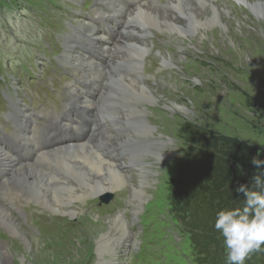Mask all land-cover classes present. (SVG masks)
Masks as SVG:
<instances>
[{
  "label": "rangeland",
  "instance_id": "374dc122",
  "mask_svg": "<svg viewBox=\"0 0 264 264\" xmlns=\"http://www.w3.org/2000/svg\"><path fill=\"white\" fill-rule=\"evenodd\" d=\"M97 4L96 0H78V3L73 0H0V140L4 144L12 130L9 128L15 125L10 114L14 105L17 111L20 107L28 113L21 131V136L26 137L30 114L52 113L60 104L55 102L64 100V87L71 89L67 83L84 89L82 74L61 63L58 57L78 24L93 16V7ZM102 17L96 22V32L106 31L105 40L112 45L122 21L116 14L107 15L105 20ZM246 21L242 28L232 22L229 36L216 31L214 40H203L199 51L190 48L181 76L180 73L171 74V79L178 81L176 91L167 85L162 89L153 88L168 98L177 94V101L193 108L194 112L188 115L181 111L173 113L160 106L151 114L154 123H158L161 131L172 140L167 143L168 150L162 160L150 161L152 155L148 154L147 162L155 169L154 181L148 187L150 192L138 222L132 227L138 239L135 244L126 243L119 252L122 264H197L195 251L179 215L175 214V205L169 202L167 189L169 179L177 177L178 166L186 155L187 142L180 130L182 124L238 137L264 149V21L259 24ZM167 45L163 53H173L174 47ZM125 50L120 48L114 55H124ZM100 52L88 53L85 58L104 63V54ZM143 60L146 65H142V69L146 72L159 66L152 55H144ZM160 70L167 73V69ZM88 90L93 93V86ZM46 94L53 96L45 99ZM64 95L67 97L66 90ZM11 104L13 106L9 107ZM159 117L163 118V123L158 121ZM252 160L253 157H248L243 164H250ZM8 193V185H0V200ZM91 199L92 211L87 216L92 222L99 221L97 226L86 225L67 215L64 221L54 223L51 216L43 215L45 208L38 205L28 210L31 219L24 206L36 204L12 200L9 213L19 222L18 232L12 234L0 223V234L4 236L0 239V264H95L98 258L96 237L106 226V215L122 206L123 196L116 191L113 195ZM12 240L13 245L9 244ZM33 240L35 244L30 245L29 241Z\"/></svg>",
  "mask_w": 264,
  "mask_h": 264
},
{
  "label": "bare ground",
  "instance_id": "6f19581e",
  "mask_svg": "<svg viewBox=\"0 0 264 264\" xmlns=\"http://www.w3.org/2000/svg\"><path fill=\"white\" fill-rule=\"evenodd\" d=\"M96 2L93 16L77 23L79 26L65 41L64 51L58 57L71 70H78L82 81L90 83L82 85L83 90L67 83L71 89H66V93L67 98L76 99L88 109L93 129L78 143L60 144L37 154L33 151L28 158H14L0 140V185H8L9 191L0 200V223L12 234L18 232L19 222L9 213L14 200L20 204H36L24 206L27 217L32 215L28 210L38 205L45 208L43 215L51 216L54 223L64 221L67 215L86 225L97 226L99 221L92 222L87 216L92 211L91 197L118 191L123 196V204L105 217L106 226L95 241L98 256L95 264H122L119 252L126 243L135 244L138 239L132 227L138 222L150 192L148 187L154 181L155 169L147 162L148 154L152 155L150 161L162 160L168 150L167 143L172 140L154 123L151 114L160 106L173 113L194 112L177 101V94L168 98L153 88L162 89L167 85L176 91L178 81L171 79V74L181 76L189 49L199 51L203 40H214L216 31L228 35L232 22L242 28L247 19L257 24L264 21V0ZM111 14L118 15L122 25L109 45L105 40L107 32H96V22L101 16L105 20ZM135 23L145 26L137 27ZM167 44L174 47L173 53H163L169 47ZM120 48L126 49L125 54L114 55ZM96 50L104 54V63L85 58ZM144 55L156 57L159 66L151 72L144 71ZM160 69H167V73ZM91 86L93 93L88 90ZM15 107L10 112L15 125L9 128L12 129L9 134L12 140L18 141L27 112L20 107L17 111ZM10 114L7 113L8 118ZM158 121L163 123V118L159 117ZM3 238L0 234V239ZM35 242L29 241L30 245ZM10 243L13 245L14 241Z\"/></svg>",
  "mask_w": 264,
  "mask_h": 264
},
{
  "label": "trees",
  "instance_id": "16d2710c",
  "mask_svg": "<svg viewBox=\"0 0 264 264\" xmlns=\"http://www.w3.org/2000/svg\"><path fill=\"white\" fill-rule=\"evenodd\" d=\"M180 130L187 149L177 177L167 183L169 202L184 225L196 263L227 264L223 238L214 228L216 213L243 206V194L236 189L249 185L259 171L253 163H243L248 157L264 160V149L189 123L182 124ZM245 264H264V246L251 253Z\"/></svg>",
  "mask_w": 264,
  "mask_h": 264
},
{
  "label": "clouds",
  "instance_id": "9594fccd",
  "mask_svg": "<svg viewBox=\"0 0 264 264\" xmlns=\"http://www.w3.org/2000/svg\"><path fill=\"white\" fill-rule=\"evenodd\" d=\"M256 171L249 185H240L241 208L221 209L214 228L223 238L227 264H245V260L264 246V160L253 158Z\"/></svg>",
  "mask_w": 264,
  "mask_h": 264
}]
</instances>
